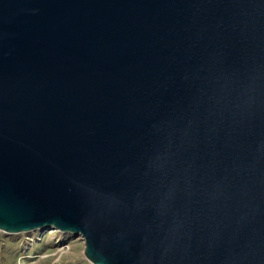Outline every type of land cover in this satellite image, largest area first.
<instances>
[{"label":"water","instance_id":"1","mask_svg":"<svg viewBox=\"0 0 264 264\" xmlns=\"http://www.w3.org/2000/svg\"><path fill=\"white\" fill-rule=\"evenodd\" d=\"M93 264H264V0H0V230Z\"/></svg>","mask_w":264,"mask_h":264},{"label":"rangeland","instance_id":"2","mask_svg":"<svg viewBox=\"0 0 264 264\" xmlns=\"http://www.w3.org/2000/svg\"><path fill=\"white\" fill-rule=\"evenodd\" d=\"M63 239L64 242L59 243ZM82 236L56 229L22 233L0 230V264H93Z\"/></svg>","mask_w":264,"mask_h":264},{"label":"bare ground","instance_id":"3","mask_svg":"<svg viewBox=\"0 0 264 264\" xmlns=\"http://www.w3.org/2000/svg\"><path fill=\"white\" fill-rule=\"evenodd\" d=\"M49 229H51V228H49ZM39 230H42V229H39ZM62 242H64L63 239L59 240V243H62Z\"/></svg>","mask_w":264,"mask_h":264}]
</instances>
